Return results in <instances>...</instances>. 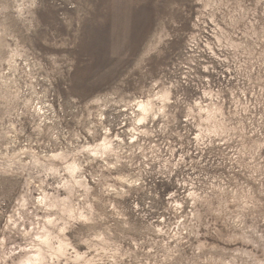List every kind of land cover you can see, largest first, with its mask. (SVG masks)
<instances>
[{
  "label": "rangeland",
  "instance_id": "rangeland-1",
  "mask_svg": "<svg viewBox=\"0 0 264 264\" xmlns=\"http://www.w3.org/2000/svg\"><path fill=\"white\" fill-rule=\"evenodd\" d=\"M28 263L264 264V0H0V264Z\"/></svg>",
  "mask_w": 264,
  "mask_h": 264
},
{
  "label": "bare ground",
  "instance_id": "bare-ground-1",
  "mask_svg": "<svg viewBox=\"0 0 264 264\" xmlns=\"http://www.w3.org/2000/svg\"><path fill=\"white\" fill-rule=\"evenodd\" d=\"M140 107L143 109L144 108V104H140ZM69 166V168L70 169H73L74 167H75V164H70V165H68ZM61 245V244H60ZM36 258H37V256H36ZM36 258H35V260H36ZM29 260V259H28ZM30 262V261H29ZM29 264V263H28Z\"/></svg>",
  "mask_w": 264,
  "mask_h": 264
}]
</instances>
